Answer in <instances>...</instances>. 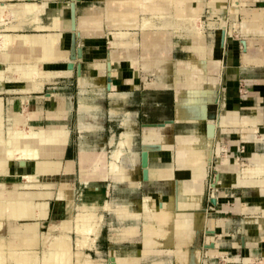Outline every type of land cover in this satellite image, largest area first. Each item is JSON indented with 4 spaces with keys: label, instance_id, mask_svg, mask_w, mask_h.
Returning <instances> with one entry per match:
<instances>
[{
    "label": "crops",
    "instance_id": "1",
    "mask_svg": "<svg viewBox=\"0 0 264 264\" xmlns=\"http://www.w3.org/2000/svg\"><path fill=\"white\" fill-rule=\"evenodd\" d=\"M10 1L18 4L10 9L12 12V9L16 8L15 10L18 12L16 22L11 23L17 26L16 32L30 33L39 31L30 23V18L36 14L38 7L35 12L24 11L25 2H35L38 6L41 2L43 3L42 17H46L47 23H40L38 15L37 21L38 24L44 27L52 25L55 15L63 19L70 18L69 0ZM109 1L113 0H79L76 2V25L81 16L106 14V5ZM239 1H241L242 9L238 14V16H241V20L238 19L237 22L238 29L232 30L229 36L226 32V40L223 44L221 43V27L208 28V32L207 30L204 31L203 35L206 39L207 48L210 49L209 46L212 43V56H215L214 58L220 61L216 64L209 57H206L202 68H198L193 64L194 55L192 50L189 49V47L199 44L198 36L196 37L192 34V29L195 25L199 26L198 21L194 26L189 27L182 23L179 24L177 19H173L168 26L157 25L160 28H168L163 51L173 62V65L160 72L144 71L140 60L125 57V53L129 50L128 46L122 47L118 44L111 45L109 43L108 29L120 27L119 24H114L110 18L104 17L102 30L77 26L75 42L76 46L82 47L81 58L78 59L75 56L72 61L70 59L71 53L69 55L67 53L65 57H53L47 61L38 62L37 68L50 72L40 88L24 91L12 90V92L6 89L0 91V113L10 119L13 130L31 129L45 140H49L54 131H59L62 137H60L61 140L58 146H55L53 150H47L45 156L40 159H5L3 156L0 157V177L12 178H10L11 185L8 188L14 191L17 190V192L32 193L37 189H43L44 191L47 187H50L49 189L53 195L47 198L48 209L46 217L43 219L50 216V204L53 201H64L67 204V200L73 196V187L72 183H70L72 180L75 188L79 185L80 190L90 194H92L90 190L97 193H112L114 194L113 198L117 200H122V198L141 200L148 192H161L167 195L171 193L175 195L174 192L177 194L182 193L186 181L183 177L176 176V174V182H174L173 178L162 177L143 180L140 158V152L143 149L141 138L143 128H162L170 123L164 126H156L153 123L163 122L165 119L173 120L170 124L172 133L182 132L197 125L189 112H186L190 105L183 95V92L193 82L182 79L180 70L186 71L190 76L202 80V91L213 89L219 93L218 95L225 97V102L228 101L229 103L232 98H238L237 102L233 103L232 106L230 104L227 106L221 100L220 107L214 112H221L222 107L224 109L236 107L238 116L251 115L257 118V122L254 125L255 129L245 132V138L239 132V123L225 122L219 128L220 132L218 135L222 138L220 140L222 145L239 144L241 142L233 143L234 140L238 139L242 142L263 143L264 135H257L256 130H258L259 125L264 123V107L258 105L259 101L264 99V0ZM253 1H260L263 5L251 8L248 3H253ZM234 31L239 36L234 37ZM205 32L207 33L205 34ZM71 33L72 31L68 29L62 32L66 47L71 45ZM168 37H170L173 55H169L165 50ZM244 41L246 43L245 49L243 48ZM176 49H181L184 55L175 57L174 52ZM28 50L29 47L24 41L17 38L9 46L6 52V59L12 62L20 54H26ZM109 52L111 56L107 67L105 63L109 56L107 58L105 56ZM3 62H5V56L0 51V63ZM67 62H73L74 65L71 70L67 68ZM76 63H80V75L76 73ZM107 68H110V70ZM240 73H245L246 75L242 85L238 82V74ZM178 92L182 96L180 98L181 101L177 99ZM166 93L171 98L169 104L170 115L163 116L161 107L164 105L163 98ZM247 98L250 102L247 101ZM244 109H247V112L242 111ZM207 112L205 110V114ZM130 123L134 128L135 149L138 151L137 155L132 154L131 156H136V161L134 163L130 162L126 156H123L120 160V165L123 164L124 167L127 166L132 171L133 180L136 183L133 185L125 181L120 182L110 179L109 176L111 175L108 172V162L112 160V154L110 156V151L113 147L111 140H114L121 131L126 130V126L130 128ZM215 140L213 144L217 143ZM8 141L10 145L13 141L17 146H23L24 144H33L34 138L27 136L26 138L17 137L14 140L7 139L6 146H10L7 143ZM229 141L230 144H228ZM253 153L258 152H250L246 158L251 157ZM103 155L105 160L102 159ZM171 156V148L163 152L155 150L153 154L148 155L147 169L150 172H156L163 166H169L170 163L172 166ZM224 157L225 155L222 156V164L225 160ZM95 158H101L99 170H94L92 167L96 161ZM50 159L55 164V168L52 170H48L46 166L47 163H50ZM215 167L216 164L214 168H211V164L207 167L205 178L206 180L208 176L210 177V170H212L211 175L213 172L218 174V181L214 189L229 187L258 191L250 187L236 186L233 184V175L223 168L217 169ZM103 170L106 171L105 174L108 178L94 180V177L103 173ZM131 171L128 174L125 172L130 178ZM45 176H55L59 179H40V177ZM83 177H87L90 181L82 184L80 179ZM18 178H21L22 181H18ZM161 180L167 181L168 185L165 191L160 187ZM25 182L26 184H24ZM35 183H42L45 186L44 188H36ZM0 184L6 186L2 179H0ZM173 190L175 191L173 192ZM221 192L224 193V191ZM120 194L122 196L118 197ZM258 197L250 199V201L245 200L244 202L240 201L239 198H234L235 204L230 209V211L235 213H249L246 210L250 208L252 213L258 214L250 227L257 228L260 232L257 234L255 231V234H257L256 239L251 237L252 235L249 236L250 238L247 235L243 236L242 244L244 241L249 240L257 245L259 240L264 239L261 235L262 228L260 224V220H264V212H262L264 210V193H260ZM223 201H216V204L222 205L226 200ZM236 203H239V205H236ZM201 206L189 208L195 215L196 236L197 231L201 229L197 211ZM63 209L67 210L66 205ZM66 218L50 222L48 226L51 225L50 227L52 228L53 225ZM207 218L210 219L209 225L206 223ZM207 218L206 220L204 219L206 228L214 229L215 236H218L221 240L220 237L225 232L226 218L211 216ZM218 222H221L222 226H219ZM14 223L15 226L21 227L35 225V222L17 223L14 221ZM112 223H116L114 215ZM48 230L51 231L52 229ZM234 243L233 245H236ZM222 251L212 250L209 251L208 255L213 256L217 252L224 254L225 252ZM234 256L238 257L237 255Z\"/></svg>",
    "mask_w": 264,
    "mask_h": 264
},
{
    "label": "bare ground",
    "instance_id": "2",
    "mask_svg": "<svg viewBox=\"0 0 264 264\" xmlns=\"http://www.w3.org/2000/svg\"><path fill=\"white\" fill-rule=\"evenodd\" d=\"M8 1L10 0H0V51L5 56V62L0 63V91L4 89L11 92L12 90L38 89L48 78L50 72L37 68V63L53 57H65L67 53L68 55L71 53L70 45L68 47L64 45L62 34L64 30L71 31L70 18L63 19L55 15L52 25L44 27L38 24V17L35 14L30 18V23L39 30L38 32H16L17 26L9 24L8 18H10L11 7L18 4ZM240 2L233 0L232 5L228 7V13L233 20L231 28L225 29L219 25L218 21L220 20L221 24L225 23L220 12L226 8V0H113L107 2L106 14L79 17L74 33L77 34V26L102 30L103 19L108 17L114 24L120 25V27L108 29L109 43L122 47L128 46L129 50L125 53V57L140 60L144 71L160 72L173 65V62L163 51L168 28L163 27L165 28L163 29L157 25L168 26L173 19H177L179 24L182 23L188 27L194 26L199 21L201 13L207 11L206 26L208 28L221 27L224 30L225 42L226 32L229 36L233 28L238 29L237 16L242 9ZM37 7L35 2H25L24 11L35 12ZM174 13L176 15L173 16ZM214 16L217 17V20L212 18ZM201 25H195L192 29V34L199 38V44L189 47L194 55L192 62L198 68L204 66L206 57L216 64L220 61L212 56V43L209 46L210 49L207 48L203 25ZM17 38L24 41L29 50L26 54H20L10 62L6 59V52ZM243 44L245 49V41ZM108 56L106 66L108 62L110 63V52L106 54L105 58ZM180 75L182 79L193 82L183 92V95L190 105L186 112H189L197 125L176 133H172L170 124L158 129L143 128L141 138L142 148L147 153V162L148 155L153 154L155 150L163 152L172 149V166L170 163L169 166H163L156 172H150L147 169L146 180L162 177L173 178L176 182V176H181L186 181L183 192L177 194L173 190L175 195L149 192L141 200H138L136 205L123 202L113 206L109 200L102 199L100 195H92L80 190L79 203L74 205L70 197L66 204L68 212H71L72 208L76 209L75 214H70L68 218L53 225L51 231H44L40 221L46 217L47 198L53 195L50 187L44 191L37 189L32 193H26L11 190L0 184V264H31L34 249L40 244H46V251L39 264H72L74 261L83 264H170L171 260L162 259L166 254L173 258L175 264H198L201 246L196 242L195 215L189 208L201 206L203 203L207 167L212 158L216 159L217 169L223 168L233 175V184L254 188L259 193H264V151L253 153L247 160H240L236 156L231 157L225 154L222 164L223 155L221 152L226 151V148L216 146V150L213 149V141L219 135V128L225 122H237L240 124L239 132L245 138V132L255 129L257 118L251 115L238 116L236 107L231 109L222 107L221 112H217L216 119H207L204 116L205 105L216 103L220 107L219 93L213 89L202 91L203 81L190 76L186 71L180 70ZM180 98L182 96L178 92L177 99L181 101ZM9 120L8 117L0 113V157L3 156L5 159H40L45 156L47 150H53L55 146H58L62 138L59 131H54L52 137L45 140L31 129L13 130ZM202 122L204 123L201 124ZM131 123L130 128L126 126V130L121 131L117 138L111 140L113 152L112 160L108 162V172L116 181L120 179L121 182L125 181L133 185L136 184L135 181L118 164L124 152L135 146L134 128ZM27 136L34 138L33 144L17 146L13 141L10 145L8 141L10 146H6L7 139L14 140L17 137L26 138ZM217 142L219 146L220 138ZM213 154L215 155L213 156ZM50 160V163L46 164L48 170L55 168L53 160ZM95 160L92 167L94 170H99L101 158H95ZM80 181L82 184H86L90 180L83 177ZM217 181L218 176L216 177L214 174L209 183L212 187L209 198H212L214 202L228 200V196L223 197L226 196L223 192L215 194L216 189L214 188ZM34 185L36 188L45 186L42 183ZM223 205L224 210L229 208H225L226 202ZM103 211H113L120 219L133 218L136 221L135 224L125 226L121 231L113 232L109 236L110 241L113 242L135 240V251L116 252L108 256L105 263L97 259L89 260L86 258L87 253L84 255L86 248H93V241L98 236L99 228L103 223ZM246 211L252 213L250 208ZM19 220L35 222V225L15 226L14 221L20 223ZM209 221L210 219L207 218L208 225ZM260 224L261 235L264 237V220H260ZM218 225L222 226V223L218 222ZM54 230H57L56 234L53 233ZM70 233L75 234L74 249ZM206 234V242L217 243L214 229L209 228ZM224 236L225 232L221 235V240ZM241 245L245 251L252 252L251 248L255 246V243L248 240ZM252 254L253 252H249L242 258L228 256L227 260L233 261L235 264H252L254 256ZM150 255H158L157 257L160 258L153 260L157 257H149ZM146 260L151 261L144 263Z\"/></svg>",
    "mask_w": 264,
    "mask_h": 264
},
{
    "label": "rangeland",
    "instance_id": "3",
    "mask_svg": "<svg viewBox=\"0 0 264 264\" xmlns=\"http://www.w3.org/2000/svg\"><path fill=\"white\" fill-rule=\"evenodd\" d=\"M13 1H17V0H13ZM233 0H226L225 6L226 8L224 10H222V12H220V15L222 17H224V22L223 24L220 23V20L218 21L219 25L223 26V28L225 29H230L231 28V22H232V17L231 15H229L228 13V7L231 6ZM229 4V5H228ZM263 4L260 1H253V3H248V6L253 8V7H259L262 6ZM16 9V8H15ZM15 9H12L11 12V17L8 18L9 24L16 22L17 20V11ZM13 13V15H12ZM42 13H43V3L41 2L38 6V10L36 12V15H38V17L40 18V23L44 24L47 23V21L45 20L46 17H42ZM241 16H237V18L239 20H241L240 18ZM27 18V17H26ZM213 19H216L217 17L214 16L212 17ZM207 12H204L200 17H199V24L203 25V29L204 31L208 29V27L206 26L207 23ZM26 20V19H25ZM217 20V19H216ZM25 23V21H24ZM227 23V24H226ZM21 25V24H20ZM201 25V26H202ZM226 25V26H225ZM25 26V24H24ZM1 28V26H0ZM24 28V27H21ZM233 30H236L235 28H233ZM209 30H207L208 32ZM205 32V34L207 33ZM239 36L238 33H236V31H234V37ZM184 42V41H183ZM165 50L167 51V53L169 55H173V53L171 52V42H170V37H168L167 43L165 44ZM172 53V54H171ZM183 51H181V49H176L174 52V56L175 57H182ZM246 77L245 73H240L238 74V82L242 84H244V78ZM5 94V93H4ZM225 97H221L220 96V100H222L224 102V104L226 103V105L228 106L230 104V106L233 105V103L237 102L238 98H232L230 103L227 101L225 102ZM240 100H242L240 98ZM264 100V99H263ZM259 101V106L264 107V101ZM164 101V105L161 107V111H162V115H170V95H168L166 93V95L163 98ZM247 101L250 102V100L247 98ZM211 104V105H209ZM205 105V110L207 111H214L216 110L219 105L216 103H209ZM211 108V109H210ZM244 112H247V109L242 110ZM208 113V112H207ZM206 113V114H207ZM205 114V112H204ZM206 114L204 115L206 117ZM263 116V115H262ZM181 127V126H180ZM224 133V132H222ZM228 134V133H226ZM256 134L260 135L263 134L264 135V123L258 126V130H256ZM118 137V136H117ZM116 137V138H117ZM220 138V137H219ZM219 138L217 136L215 142L219 141ZM222 138H220L221 140ZM241 142V143H239ZM233 143H239L236 145H228V146H224L221 143H219L218 146V142L217 144H213V149L216 150L217 147H221V148H227L226 151H222L221 155H227V156H236L237 158L240 159H247L246 156L248 155V153L250 152H263L264 151V142L263 143H254V142H242L241 140H234ZM228 144H230V141L228 142ZM217 146V147H216ZM113 151V147L110 151V156L112 154ZM135 146H133L132 148H130V150H127L126 153H124L122 155L126 156L130 162H135L136 161V156H131L133 155H137ZM101 153V152H100ZM215 154H213L214 156ZM121 157V158H122ZM119 159V166L122 170H124V172H126L127 174L131 171L130 169L126 167H124L123 164L120 165V160ZM102 159L105 160V156H102ZM135 159V160H134ZM215 158H212L210 164H211V168H214L215 165ZM213 164V166H212ZM105 170H103V173H101L100 176L94 177V180L97 179H106L108 178V176H106L105 174ZM212 170H210V177L208 176L207 179L205 180V189H204V197H203V205L197 209L198 214H199V219L201 222V229L198 231V237L196 239V242L199 246H201L200 253H199V262L198 264H235L233 261H228L227 260V256H234L237 255L239 258H242L244 256V254H248L249 252L254 255L253 256V261L252 264L256 263V264H264V239L259 240L257 245H255L254 247L251 248V251H245L243 247H241L242 245L240 243H242V238L243 236L245 237L247 235V237L251 236L254 237V239H256L257 234L260 232L259 229H255V228H251L250 226L252 225L251 223H254V219L256 218L255 216H257L258 214H254V213H235L232 212L230 210H224V206L223 204H212L210 202V198L209 195L210 193H212V187L211 185H209L211 178H213V174L211 175ZM131 178L133 179L132 176V171H131ZM110 179L115 180V178L113 176H109ZM11 177H5L3 176L2 178L0 177V179L3 180V182L6 184L7 187H10L11 185V181H10ZM12 179V178H11ZM41 180H58L59 178L55 177V176H45V177H40ZM17 180V179H16ZM93 180V178H92ZM93 180V181H94ZM120 179H118L119 181ZM18 181H22L21 178H18ZM70 181V180H69ZM121 182V181H120ZM72 187H73V196H71L72 198V202L74 203V205L79 203V192H80V187L79 185L75 188L73 185L74 181L72 180ZM167 181L166 180H161L160 181V187H162V190L165 191L166 187H167ZM150 188V187H149ZM85 189V188H84ZM86 190V189H85ZM92 195H100L102 197V199L104 200H109V202L113 205V206H117L119 204H122L123 202H129L132 205H136V202L138 201V199L134 200V199H124L122 198V200H117L113 198L112 193H97L96 191H92ZM224 191V193L226 194V196L224 197H229V200H226V202L228 203V205L225 208L229 209L231 207L234 206V198H239L240 201L244 202L245 200H249L250 199H254V198H259L258 196H260V193L254 192L252 190V192L250 190L247 189H242V188H218L217 190H215V194H217L218 192ZM254 192V193H253ZM149 193V192H148ZM258 193V194H257ZM121 197L122 195H118V197ZM132 197V196H131ZM133 201V202H132ZM66 203L64 201H53L50 204V216L46 219L41 220V225H42V230H48L51 229V225H49L50 222H56L62 218H66L68 217L70 214H75L76 209L72 208L71 212H68L66 209H63V207L65 208ZM113 212V211H112ZM109 212V211H103V223L101 225V227L99 228V234L98 236L95 238V240L93 241V248H86L84 250V255H86L87 253V257L89 260L90 259H97L100 260L102 262H106L108 256L115 254L116 252H125L128 251L129 253L132 252L133 250L135 251L134 248H136V243L135 240L134 241H125V242H113L110 241L109 236L110 234H112L113 232L116 231H121L125 226H130L132 224H135L136 221L133 218H123L120 219L117 217V215L113 212ZM115 217L116 223L113 224L112 220H113V215ZM215 217V218H220V217H224L226 218V223H225V236L222 238V240H220L218 238V236H215V239H217V243L215 242H206L205 241V237H206V233L208 231L209 228H206V224L204 223V219L206 220L207 217ZM19 222H28V220H19ZM207 229V230H206ZM205 230V231H204ZM49 231V230H48ZM255 231L257 234H255ZM252 234H250V233ZM53 233H57V230H54ZM109 233V234H108ZM71 235V240H72V248H75V234L74 233H70ZM250 238V237H249ZM233 242L236 243V245H233ZM240 244V245H239ZM46 244H40L38 245L33 252V258H32V262L31 264H39L40 259L42 258V256L44 255L45 251H46ZM211 250H223L222 252H225L224 254H220L219 252L215 253L213 256H209L208 253ZM133 251V252H134ZM37 253V256H36ZM155 254V253H154ZM158 254V253H156ZM89 255V256H88ZM158 255H150L149 257H157ZM160 257H157L156 259L153 260H158ZM162 259H169L171 260L170 264H175L173 261V258L169 255L166 254L165 256H163ZM256 259V260H255ZM151 260H146L144 263H147ZM72 264H83L81 262H73ZM238 264V263H236Z\"/></svg>",
    "mask_w": 264,
    "mask_h": 264
},
{
    "label": "water",
    "instance_id": "4",
    "mask_svg": "<svg viewBox=\"0 0 264 264\" xmlns=\"http://www.w3.org/2000/svg\"><path fill=\"white\" fill-rule=\"evenodd\" d=\"M79 0H71L70 1V5H69V9H70V25H71V45H70V59L73 61L75 59V54H77V58H81L82 57V47L81 46H76V34L74 33V29H75V24H76V2H78ZM224 30H222V38H221V43L223 44L224 42ZM73 62H67V68H69L70 70L73 68ZM76 73L77 75H80L81 73V69H80V63H76ZM211 105V104H209ZM207 119H216L217 118V112L215 111H208V113L206 114ZM173 120L172 119H165L163 122H158V123H153V125L156 126H164L167 123H172ZM140 158H141V167H142V178L143 180L147 179V153L144 149L141 150L140 152ZM216 177L218 176L217 173H215ZM210 202L212 204H216V202H214V200L212 198H210ZM198 234V233H197ZM198 237V235H197Z\"/></svg>",
    "mask_w": 264,
    "mask_h": 264
}]
</instances>
